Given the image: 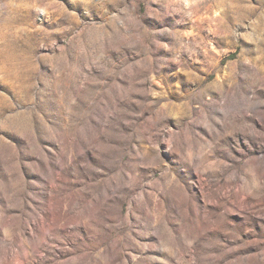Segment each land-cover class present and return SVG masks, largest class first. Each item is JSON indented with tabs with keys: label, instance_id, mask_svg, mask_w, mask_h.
I'll use <instances>...</instances> for the list:
<instances>
[{
	"label": "rangeland",
	"instance_id": "374dc122",
	"mask_svg": "<svg viewBox=\"0 0 264 264\" xmlns=\"http://www.w3.org/2000/svg\"><path fill=\"white\" fill-rule=\"evenodd\" d=\"M0 264H264V0H0Z\"/></svg>",
	"mask_w": 264,
	"mask_h": 264
}]
</instances>
